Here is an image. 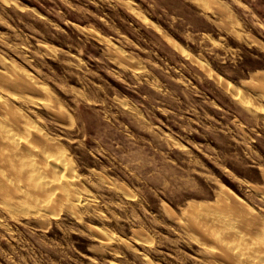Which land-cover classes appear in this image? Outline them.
<instances>
[{"label": "rangeland", "instance_id": "obj_1", "mask_svg": "<svg viewBox=\"0 0 264 264\" xmlns=\"http://www.w3.org/2000/svg\"><path fill=\"white\" fill-rule=\"evenodd\" d=\"M0 125L74 191L0 183V264H264V0H0Z\"/></svg>", "mask_w": 264, "mask_h": 264}, {"label": "bare ground", "instance_id": "obj_2", "mask_svg": "<svg viewBox=\"0 0 264 264\" xmlns=\"http://www.w3.org/2000/svg\"><path fill=\"white\" fill-rule=\"evenodd\" d=\"M7 124H9V123H7ZM35 134H37V133H35ZM28 137H29L28 139H26V136L22 137V139H20L19 137L16 138L11 126H1L0 125V143H5L8 146L7 147L5 145L6 149L5 148L3 149L2 145L0 144V163L4 162L2 164H6L7 167L10 168V170H11L9 172V174H7L6 172H1V169H0V183H3V184L8 183L10 181L9 180L10 177L13 179V178H21L22 176H24V178L27 179L26 183L33 186V188H34V190L32 189L34 191L33 196L36 198L39 196H40V198L48 197V199L50 200V198H49L50 195H53L54 192L57 190H60L61 192H63L64 195H69L70 197H71V195H74V191L71 188H68L66 184H64L65 181L62 184L61 183L58 184L57 186L46 185V184H45L46 186L43 185L44 182L41 181L40 178L43 177V174L53 172V170L56 167L54 169L52 167L57 166V165L55 163L53 165V164H48L46 162L43 166L42 165L41 166H39V165L35 166L34 163L32 162L33 159L31 160L30 157L32 155H37L38 153H39V155H41L40 154L41 151H39L38 153L36 151L38 150V148L39 149L41 148L42 151L45 150V148H47V146H45V145H47V139H46V136H44V135H42V136L37 135V136H34L33 139H31V141H30L29 140L30 136L28 135ZM49 142H51V141H49ZM36 147H38V148L36 149ZM44 154H46V153H44ZM42 156H43V153H42ZM51 158H53V157H51ZM21 160H23L22 163H21ZM17 161H20V162L18 163ZM17 165H20V166L17 167ZM58 165H60V164H58ZM62 169H63V167H62ZM42 179H44V178H42ZM15 181L13 182V184H11V186L14 187L17 184ZM46 181L48 182L49 178ZM10 183L11 182H9V184ZM53 184H54V182H53ZM25 193H26V191H25ZM69 196H67V197H69Z\"/></svg>", "mask_w": 264, "mask_h": 264}]
</instances>
